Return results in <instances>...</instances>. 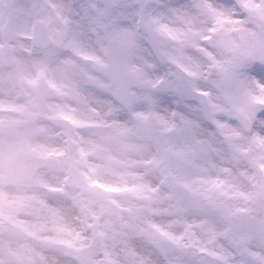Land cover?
<instances>
[{
    "label": "snow or ice",
    "instance_id": "1",
    "mask_svg": "<svg viewBox=\"0 0 264 264\" xmlns=\"http://www.w3.org/2000/svg\"><path fill=\"white\" fill-rule=\"evenodd\" d=\"M0 264H264V0H0Z\"/></svg>",
    "mask_w": 264,
    "mask_h": 264
}]
</instances>
